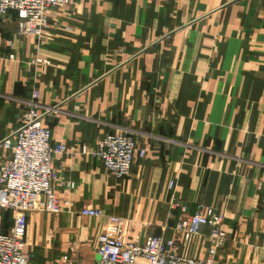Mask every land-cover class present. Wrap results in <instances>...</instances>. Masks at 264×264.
I'll return each mask as SVG.
<instances>
[{"label": "crops", "instance_id": "0c3cea01", "mask_svg": "<svg viewBox=\"0 0 264 264\" xmlns=\"http://www.w3.org/2000/svg\"><path fill=\"white\" fill-rule=\"evenodd\" d=\"M15 18L0 17V143L36 88L50 143L66 147L54 165L70 202L26 213L32 264H96L106 217L83 207L123 217L127 242L162 234L194 258L208 227L184 240L175 223L212 207L227 231L215 264H264V0H71L38 36H19ZM108 133L134 139L126 177L93 154ZM10 156L0 145V164Z\"/></svg>", "mask_w": 264, "mask_h": 264}, {"label": "built area", "instance_id": "2783aa9c", "mask_svg": "<svg viewBox=\"0 0 264 264\" xmlns=\"http://www.w3.org/2000/svg\"><path fill=\"white\" fill-rule=\"evenodd\" d=\"M71 0H0V17L14 13L15 29L19 36H38L48 25V14L53 7H63ZM9 58H13L10 54ZM36 62L41 59L36 57ZM38 90L32 89L23 123L10 136L3 139L1 147L9 149L11 156L0 164V209L9 211L11 225L8 231H0V264H32L24 250L26 213L35 208L58 214L69 206L68 199L61 200L56 192L60 183L55 160L66 152L63 143H50L51 131L42 122L48 109L38 103ZM135 142L130 133L105 134L97 140L93 152L103 167L114 177L122 178L129 174L135 159ZM85 144L80 152L88 153ZM144 148L138 149L142 157ZM69 185L68 180L63 181ZM170 180L168 187L172 188ZM178 206L176 202L171 207ZM79 213L91 217H106L104 230L97 236L96 264H215V254L224 245L227 231L222 215L212 207H198L191 214L183 215L175 223V231L180 238L187 240L197 235L202 226H207L208 247L201 258L183 256L177 252L175 238H164L162 234H147L127 242L123 238L125 219L106 214L102 209L83 207ZM83 264V263H77Z\"/></svg>", "mask_w": 264, "mask_h": 264}, {"label": "water", "instance_id": "95a60500", "mask_svg": "<svg viewBox=\"0 0 264 264\" xmlns=\"http://www.w3.org/2000/svg\"><path fill=\"white\" fill-rule=\"evenodd\" d=\"M97 259H98V257H97Z\"/></svg>", "mask_w": 264, "mask_h": 264}, {"label": "rangeland", "instance_id": "374dc122", "mask_svg": "<svg viewBox=\"0 0 264 264\" xmlns=\"http://www.w3.org/2000/svg\"><path fill=\"white\" fill-rule=\"evenodd\" d=\"M97 260V259H96Z\"/></svg>", "mask_w": 264, "mask_h": 264}]
</instances>
